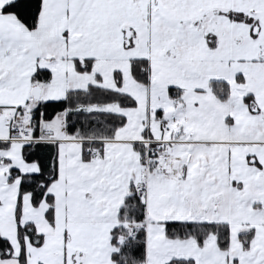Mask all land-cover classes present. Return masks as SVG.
Here are the masks:
<instances>
[{"label": "snow or ice", "instance_id": "obj_1", "mask_svg": "<svg viewBox=\"0 0 264 264\" xmlns=\"http://www.w3.org/2000/svg\"><path fill=\"white\" fill-rule=\"evenodd\" d=\"M0 264H264V0H0Z\"/></svg>", "mask_w": 264, "mask_h": 264}]
</instances>
